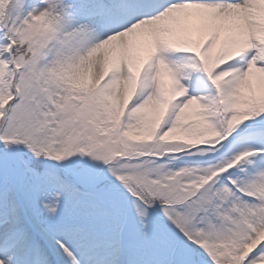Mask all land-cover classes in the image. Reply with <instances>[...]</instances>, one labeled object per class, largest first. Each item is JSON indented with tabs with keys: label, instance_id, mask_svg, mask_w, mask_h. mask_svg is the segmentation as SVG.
I'll return each instance as SVG.
<instances>
[{
	"label": "snow or ice",
	"instance_id": "obj_1",
	"mask_svg": "<svg viewBox=\"0 0 264 264\" xmlns=\"http://www.w3.org/2000/svg\"><path fill=\"white\" fill-rule=\"evenodd\" d=\"M0 264H264V0H0Z\"/></svg>",
	"mask_w": 264,
	"mask_h": 264
}]
</instances>
